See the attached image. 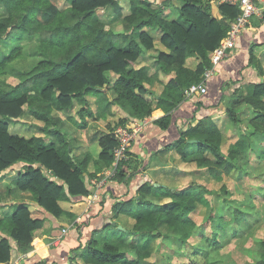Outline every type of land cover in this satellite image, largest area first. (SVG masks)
<instances>
[{
  "label": "trees",
  "instance_id": "1",
  "mask_svg": "<svg viewBox=\"0 0 264 264\" xmlns=\"http://www.w3.org/2000/svg\"><path fill=\"white\" fill-rule=\"evenodd\" d=\"M124 1L126 10L121 0H0V175L20 164L24 171H19L17 188L31 194L39 207L63 222H75L80 216L75 199L90 195L87 177L96 178L101 171L92 155L84 160L77 158L72 138L63 130L64 120L74 119L72 109L78 103L88 104L89 96H106L110 106L126 115L115 127L130 125V120L142 122L160 111L164 114L154 123L167 130L171 113L186 99V91L203 81L205 72L212 68L211 53L226 36L230 21L239 15L236 6L222 3L219 10L224 19H217L212 13V0H176L181 20L169 21L165 4ZM112 5H120L121 11L108 14L106 10ZM119 25L123 32H116ZM154 34L160 35L159 48ZM120 39L128 42L127 48L121 46ZM144 60L151 63L138 67ZM191 61H195L194 66ZM253 61L263 77L248 95L255 112L243 117L229 109L226 116L229 123L242 129L240 139H247L251 151L259 156L264 153V65L256 58ZM8 67L27 78L21 84L7 83L2 76ZM155 67L156 74L152 75L150 69ZM158 73L170 79L160 93H155L146 83L155 81ZM26 109L36 121V129L52 137L51 141L42 135L25 137L10 132L12 122L28 115ZM85 112L83 105L77 113L85 119ZM193 122L172 147L157 151L155 156L163 165L175 158L186 166L195 165L197 172L221 184L220 188L197 181L182 188L160 181H153L156 186L145 183L140 188L142 195L118 202L115 220L95 231L85 247L80 244L75 249L83 252L72 259V264H172L143 258L146 245L140 242L146 239L150 248L161 225L168 227L166 238L180 264H210L211 258L223 254L225 235L216 230L215 203L209 205L197 195L211 196L214 202L216 198L226 201V178L243 172V181L252 179L251 169L238 164L239 142L231 144L225 155L226 138L212 118ZM87 124L84 120L79 127L84 129ZM114 132L99 140V162L105 168H113L118 146ZM135 160L128 153V159L118 164L115 177L128 183L137 174L132 168ZM44 169L62 182L48 178ZM150 194L161 203L158 210L145 197ZM4 203L0 189V206ZM200 206L207 210L202 225L193 217ZM15 207L12 215L6 213L0 218V263L11 260L16 250L13 241L20 251L31 252L36 232L44 226L43 219L33 217L28 204ZM235 219L237 223L242 220L240 216ZM204 224L211 225V235ZM256 255V264H264V235Z\"/></svg>",
  "mask_w": 264,
  "mask_h": 264
},
{
  "label": "rangeland",
  "instance_id": "2",
  "mask_svg": "<svg viewBox=\"0 0 264 264\" xmlns=\"http://www.w3.org/2000/svg\"><path fill=\"white\" fill-rule=\"evenodd\" d=\"M121 2L126 10L127 2H125L124 0H121ZM61 3H63V1ZM161 4H165L166 12L169 13V21H171L172 19L181 20L180 15L178 14L179 11L177 9V6H179V2H176V0H163L155 3L156 6H159ZM115 8L116 5H112L110 6V8H107V12H111L112 10H115ZM116 29V32H123L122 25L117 26ZM154 38L155 41L159 40L160 35H155ZM29 43L30 41L26 42L24 44V47L27 48ZM120 43H122L121 39ZM127 44L128 42H123L121 46L127 48ZM6 51L8 53L9 50L7 49ZM6 51L4 53H6ZM254 57L259 59L257 55H254ZM33 58L36 59L37 57L33 56ZM141 64L142 62H139L138 67ZM150 72L152 75L156 74L152 72L151 69ZM160 76L161 74L159 73L157 77L155 76L156 81H158L160 84H164V80L162 81ZM26 78L27 76L19 74L17 71L12 70L10 67L7 68L6 73L2 76V79L4 81L12 85L21 84ZM256 80L258 81V83L263 82L260 78H256ZM156 85L157 84H154V81L151 84L146 83V86H148V88L150 89ZM249 85L250 84H242L240 86L235 85L234 87L232 86L230 91L228 90L229 94L223 102L222 110L216 112L213 117L219 118L218 120L222 121L223 119L221 118L229 109L235 110L243 117L250 116L252 113H254L256 107L248 102V95L253 92L254 84L250 86ZM88 100V104H86L85 102H82L81 104L78 103V105H76V107L72 109L71 114L74 119L64 121L62 127L63 130L68 132L72 138V144L74 146L75 155L77 156V158L79 160H84L88 154L92 155L98 167L101 168L100 172H102L105 170H109L110 168H105L104 164L99 162V155L101 152L99 140L103 136L114 132L115 128L119 127H115V124L121 118H123L125 114L121 110L112 111L113 109H111V106L107 102L106 96H89ZM83 105L86 106V112L84 115L85 119H82L81 116L77 113L80 107ZM91 112L93 115H90ZM56 113L59 116H63L57 111ZM26 114L28 115H25L19 118L17 121L11 123L10 132L25 137L42 135L47 138L46 140L48 142L51 141L52 137L44 135V133L36 129V121L31 116V114H29L27 109ZM206 118L207 117H202L200 120ZM84 120L87 121L88 124L86 128L82 129L79 127V124L83 123ZM129 123L132 124L133 121L130 120ZM246 124L247 121L245 120V125ZM245 125L242 127L245 128ZM113 127L114 130H112ZM221 127L226 138V143L223 147L225 155L231 144L234 145L239 142L240 156L238 158V164L251 169L250 175L252 179L245 178L243 181L241 179L244 176L243 172H240L238 176L236 173L233 177L226 178L227 184L229 186V194L225 196L226 201H218L216 198L214 202L213 197L211 196H205L203 194L197 195V197L201 201L207 202L209 203V205L215 203L214 206L217 214L216 230L221 235H225L222 240V245L225 246L223 254L219 257L211 258V261L209 263L226 264L227 262L229 264H256V254L260 247V241L264 235V185H261V183H264V153L258 156L251 151L248 140L245 138L240 139L239 130H242L241 128L238 127V129L231 123L228 128H226L224 124H222ZM55 141L57 143L56 146H59L58 141L56 139ZM172 152L176 156L174 150H172ZM146 158L147 156L143 155L141 159L139 158L138 160H135V162L132 164V168L133 170H135L134 172L137 171V174L130 177L131 181L137 178H141L139 184H142L145 181V183L150 182L155 186L153 181H160L161 183H167L170 186L177 188L185 187L192 181H197L210 186L212 189L218 190L220 188L221 184L211 180V178H209L207 175L200 174L199 171L197 172L196 170L198 169L195 165L186 166L180 160L175 158V161L171 162L164 169L160 167L161 169H158L160 171H156L152 169L149 164H145L144 159ZM19 171L23 172L24 168L20 164H16L12 168L6 170L5 173L0 175V189L4 193L5 202H35L31 194L27 192H21L17 188L16 180L18 178ZM195 171L197 173L193 174V172ZM44 172L51 180L52 178H55L52 176V173L49 170L44 169ZM98 178H100V176L97 175L96 179ZM91 179L88 178V180H86V182L88 183H86L87 188L89 190H91L90 188L92 187L90 183ZM107 179L117 181L122 186H124V184L129 186L131 183V181L129 183H124V181H121L115 176H110ZM59 182L61 183L62 181L59 180ZM126 189L128 190V188L125 186L124 195L127 197L123 196L119 198L133 197V200H135L139 195H142V193L140 192V188L133 193L126 191ZM145 197L155 204L154 208L156 210L161 208V203L159 202L157 197L151 194L146 195ZM119 198L114 197L111 199L112 202H116L115 200ZM102 200L104 202L106 201L105 198H103ZM99 203H101V201ZM133 206L137 207V205ZM15 208V205L1 206L0 218H4V215L6 213L12 215L15 211ZM206 215L207 210L200 206L193 217L198 225H202ZM36 216L37 213L35 212L33 217ZM237 216H240L242 219L239 223H237L235 219ZM8 218L10 219V216H8ZM203 227L204 229L206 228L207 234H212L210 224H204ZM114 229L117 230L116 227H114ZM155 234L156 238L153 240V244L150 248H148L149 246L147 247L148 241L146 239L140 242L142 246L146 245L143 252V258L152 262L160 259L161 262L170 261L172 264H180L179 257L172 252V243L168 240V238H166V235L168 234V227L161 225ZM60 237L61 235H57V238L60 239ZM17 250L20 251L19 249ZM20 252L26 254L23 251ZM13 260L14 256H12L9 264H17L16 262L13 263ZM37 264H41V262Z\"/></svg>",
  "mask_w": 264,
  "mask_h": 264
},
{
  "label": "crops",
  "instance_id": "3",
  "mask_svg": "<svg viewBox=\"0 0 264 264\" xmlns=\"http://www.w3.org/2000/svg\"><path fill=\"white\" fill-rule=\"evenodd\" d=\"M152 1L158 3V1L163 0ZM219 5L220 0H212L213 14L217 19H224L222 13L219 10ZM119 11H121L120 5H117L115 10H112L111 12H107L106 10V12L110 15H113ZM155 35L159 34H154V37ZM159 40L155 41L157 48L160 47ZM254 55H257L260 60L257 58L256 59L261 61L264 65V16L254 17L251 20L244 33L238 38L236 46L231 51L229 57L214 68L213 74L206 81L208 90L207 93L192 99L186 98L177 105L175 110L171 113L172 121L170 127L167 130H162L154 123L158 117L163 116L164 113L160 111L153 116L147 117L143 121L144 123H141L143 124L142 130L130 148L129 156L138 160L139 158L141 159L143 155H146L147 158L144 159L145 164H149L152 169L160 171L158 170L160 167L165 168L170 163L163 165V162L158 156H155V153L157 151L172 147L173 144L179 140L181 132L187 129L190 121L194 120L193 124H195L202 117H207L212 118V120L221 129L222 124L228 128L230 123L227 119L226 113L221 118L223 119L222 121L218 120L219 118H215L213 116L216 114V112L222 110L223 102L229 94L232 86H240L242 84H257L258 81L256 78H260L263 81V77L259 74L258 69L253 61L255 58ZM147 58H149V55ZM142 62L143 63L139 67L151 63L150 61L146 60ZM190 65L194 66L195 61H191ZM151 70L155 73L157 68L155 67ZM160 78L162 81L164 80V84L170 79L169 76L164 74H161ZM154 84L157 85L149 89L155 93H160L163 84H160L158 81H156V79ZM111 109H113L112 111H120V109L116 106H111ZM64 121H68V119ZM172 153L173 152L171 151V154ZM112 169L113 168H110L109 170L99 172L98 176H100V178L98 179L90 178V183L92 186L90 188V195L87 197L81 196L75 199L76 207L81 211L80 216L75 222H63L55 218L39 207L34 201L21 202L29 205V209L33 215L35 212L37 213L35 218L44 220V226L42 229L36 232V238L34 241L35 247L33 250H31V252L26 254L21 253L16 249V243L13 241L14 248L16 249L13 253V263L37 264L41 262V264H72V259H74L78 253L83 252V249L78 252H76L75 249L80 244L85 247L94 235L95 231L102 229L105 224H110L115 220V205L118 202H125L133 199V197L125 198L127 196L124 195V187L126 186L128 188L126 191L133 193L145 184V181L142 184H139L141 178H137L133 181L130 180V187L125 184L122 186L114 180H108L106 177L109 172H112ZM88 178L89 177H87V180ZM52 180L59 182V180L56 178H52ZM100 180H103V186L101 188H96L92 183L93 181L99 182ZM123 196L125 197L119 198ZM114 197L119 199H116V202H112L111 198ZM103 198L106 199L105 202L102 200ZM100 201L101 203H99ZM21 203L5 202L2 206H12L13 204L15 205ZM63 229L68 230V232L62 237V240H59L57 235H61ZM112 230L115 231L114 227H112ZM0 264H9V262Z\"/></svg>",
  "mask_w": 264,
  "mask_h": 264
},
{
  "label": "built area",
  "instance_id": "4",
  "mask_svg": "<svg viewBox=\"0 0 264 264\" xmlns=\"http://www.w3.org/2000/svg\"><path fill=\"white\" fill-rule=\"evenodd\" d=\"M226 3L232 6H236L239 9V15L229 23V30L224 37L223 41L212 53L211 63L212 68L208 69L204 74V79L199 84L192 85L186 91V98L192 99L198 96L205 95L207 93L206 81L213 74L214 68L222 61L227 59L231 51L235 48L238 38L244 33L247 26L250 24L254 17L264 16V0H220V4ZM141 123L143 121H137L133 124L125 127H118L114 134L118 140V146L114 151V162L112 172H109L106 178L115 176L116 168L118 164L128 159V153L133 143L136 141L138 134L142 130ZM103 180L93 181V185L96 188H101ZM68 230L63 229L60 239L66 235ZM59 239V240H60Z\"/></svg>",
  "mask_w": 264,
  "mask_h": 264
},
{
  "label": "water",
  "instance_id": "5",
  "mask_svg": "<svg viewBox=\"0 0 264 264\" xmlns=\"http://www.w3.org/2000/svg\"><path fill=\"white\" fill-rule=\"evenodd\" d=\"M197 140H191L190 143H196ZM71 157L73 158L74 157V154H71ZM156 186V184H155ZM119 230H122V226H119Z\"/></svg>",
  "mask_w": 264,
  "mask_h": 264
}]
</instances>
